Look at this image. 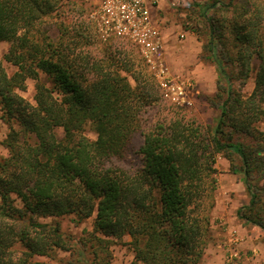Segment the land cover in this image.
<instances>
[{
	"label": "trees",
	"instance_id": "obj_1",
	"mask_svg": "<svg viewBox=\"0 0 264 264\" xmlns=\"http://www.w3.org/2000/svg\"><path fill=\"white\" fill-rule=\"evenodd\" d=\"M65 2L0 0V42L9 43L3 58L16 67L10 75L0 60V117L9 126L0 141L8 150L0 159V264H49L36 257L73 246L59 221L46 219L72 214L80 223L94 213L90 233L102 249L128 235L133 264H198L210 239L219 155L232 163L240 156L250 200L238 216L264 231V147L235 138L264 136L257 125L264 119V0L197 4L219 74L214 125L163 103L136 49L111 41L123 37L97 40L89 16L88 23L65 16L56 38L41 31ZM234 77H253V90L245 95ZM29 79L34 102L21 93ZM150 109L155 121L142 130ZM140 129L142 166H108Z\"/></svg>",
	"mask_w": 264,
	"mask_h": 264
},
{
	"label": "rangeland",
	"instance_id": "obj_2",
	"mask_svg": "<svg viewBox=\"0 0 264 264\" xmlns=\"http://www.w3.org/2000/svg\"><path fill=\"white\" fill-rule=\"evenodd\" d=\"M210 1L212 0H194L192 3L181 9H174L170 7L167 2H162L160 7L153 10L154 21L162 34V57L164 61L172 72L182 78H190L196 87V92L190 95L191 104L177 106L182 107L188 113V116L196 118L205 125H214L216 118L219 117L221 112L218 107L212 104L215 100L219 101L218 98H215L218 90L219 74L217 64L209 58V51L206 47L208 40V22L201 14L200 8L197 5H205ZM65 3L69 5L64 6L62 9L64 11L59 9V11H56L52 15L43 19L38 25L41 31L56 38L59 34V22L67 15L69 16L67 19L68 21L74 17L78 21L86 20V23H88V16L90 12L96 8L98 0H68V2ZM212 13V10L208 11V15H211ZM95 31L97 33V40L105 42L102 38L99 39L100 36L98 30L96 29ZM111 41L127 42L128 44H131L139 53V56L145 60L141 48L131 39L123 37ZM8 46V42H0V60H2L7 72L11 75L16 70V67L3 58ZM219 49H221V47H219ZM149 69L153 73L150 67ZM229 69L231 71V68ZM197 77H199V79ZM42 79L46 81V76L42 75ZM253 79L254 78L251 77L243 83L234 77L233 85L235 88L240 89L245 95H248L253 90H251ZM131 81L133 82V80ZM156 82L158 83L157 79ZM201 83L203 84L204 89L200 88L202 87ZM21 93L28 100L34 102L35 83L29 79L27 81V89ZM162 97L163 103L167 102L168 104H174L167 100L163 94ZM154 121V110H147L143 116L142 130L151 126ZM257 125L258 130L264 133V119L258 122ZM8 132L9 126L0 117V141L7 136ZM56 132L59 137L63 136L64 131L62 128H57ZM84 134L92 140L96 138V133L90 125H86L84 128ZM235 138L246 145L261 144L264 147L263 135H259L258 141L249 136L243 135H236ZM143 141L144 135L140 129L132 135L125 155L122 158H113L107 163V165L121 167L129 172H135L142 166V156L139 153V148ZM7 154L8 150L0 143V159L6 157ZM223 160L227 161L229 164L227 169L221 164V161ZM216 167L218 172L216 174L217 189L215 193V207L217 201H219V197L224 199L226 204H230L232 207H241L247 204L249 202L250 194L244 182L242 160L240 156L234 154L232 163L224 155H219L217 157ZM234 169H236V172ZM228 175H231V177L229 178ZM255 178L256 179H253L252 181L260 183L257 177ZM260 184H262V182ZM215 207L211 215L210 239L208 246L198 264L205 263V255L207 252H213V254L216 253L221 259L220 263L217 262L213 264H227V257L232 252H237L240 255L241 258L238 261L239 264H244L246 256H253L252 259L255 260L256 257L253 255L255 253L253 247L257 248L256 252H259V254H264V231L262 229L257 226L247 225V227H250V235H253L254 237L257 235L259 237V242H255V244L253 243L257 246L249 247L247 249L248 251L244 252L241 249L243 242L241 235L236 229L228 230L227 222L224 223L225 215L220 214L216 218L213 217ZM95 217L96 213L80 223L74 221V216L72 214L46 219L48 221H59L63 232L72 239L73 247L70 251L56 249L51 256H40L36 257V259L49 264H133L134 252L129 245L131 240L130 236L125 235L122 239L112 237V241L107 250L102 249V246L97 240L92 238L90 232L93 230ZM237 217L239 218L238 213ZM241 221L244 220L241 219ZM234 235L239 239L237 243L233 241Z\"/></svg>",
	"mask_w": 264,
	"mask_h": 264
},
{
	"label": "built area",
	"instance_id": "obj_3",
	"mask_svg": "<svg viewBox=\"0 0 264 264\" xmlns=\"http://www.w3.org/2000/svg\"><path fill=\"white\" fill-rule=\"evenodd\" d=\"M194 0H98L90 14L100 38L126 37L142 50L145 60L158 80L163 96L176 105H190L196 87L190 78L176 75L162 57L163 39L153 18V10L162 2L181 9ZM234 235L233 241L238 242ZM240 255L232 252L227 264H239Z\"/></svg>",
	"mask_w": 264,
	"mask_h": 264
},
{
	"label": "crops",
	"instance_id": "obj_4",
	"mask_svg": "<svg viewBox=\"0 0 264 264\" xmlns=\"http://www.w3.org/2000/svg\"><path fill=\"white\" fill-rule=\"evenodd\" d=\"M197 78L199 79V77H197ZM254 84L255 83H254V79H253V83L251 85V90L254 88ZM200 88L204 89L203 84H202V87H200ZM221 164L225 167V169H227L229 166V164L225 160L221 161ZM228 177L230 178L231 175H228ZM249 200H250V197H249ZM239 208L240 207H238V206L232 207V206H230V204L227 205L225 200L219 197V201H217V205L215 207L213 217L216 218L220 214L225 215L224 223L227 222L228 230H232V229L238 230L239 234L241 235V237L243 239L241 249L244 252L245 251L247 252L248 251L247 249L249 247L257 246L254 244H255V242H259L258 241L259 237L257 235L255 237L253 235L252 236L250 235V233H249L250 227H247V225L251 226L252 224H248L244 221H241V219H239L237 217V213H238ZM252 226H254V225H252ZM253 251L255 252L253 254L256 257L255 260L252 259L253 256H250V257L246 256L245 260H244V264H264V254L263 253L259 254V252H256L257 251L256 247H253ZM220 260L221 259L216 255V253L213 254V252H207L205 255V263L204 264H213V263H217V262L220 263Z\"/></svg>",
	"mask_w": 264,
	"mask_h": 264
}]
</instances>
